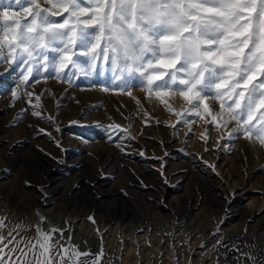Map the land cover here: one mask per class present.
I'll return each mask as SVG.
<instances>
[{"label":"rangeland","instance_id":"1","mask_svg":"<svg viewBox=\"0 0 264 264\" xmlns=\"http://www.w3.org/2000/svg\"><path fill=\"white\" fill-rule=\"evenodd\" d=\"M19 71L0 64V218L9 228L31 225L27 239L41 215L45 230L73 221L72 243L103 247L101 264H252L245 253L264 264V146L255 138L229 140L234 122L179 124L154 95L140 86L128 95L106 74L71 83L42 75L27 89L38 109L23 96L13 103ZM169 103L187 107L178 96Z\"/></svg>","mask_w":264,"mask_h":264},{"label":"snow or ice","instance_id":"2","mask_svg":"<svg viewBox=\"0 0 264 264\" xmlns=\"http://www.w3.org/2000/svg\"><path fill=\"white\" fill-rule=\"evenodd\" d=\"M2 63L20 69L17 90L8 89L13 103L23 96L38 109L40 97L32 105L27 89L42 75L71 83L77 74H106L128 95L133 86L154 95L179 124L193 117L227 129L234 122L229 140L264 146V0H0ZM177 96L187 105L182 112L169 103ZM46 220L41 215L35 237L26 239L21 232L31 225L9 228L0 218V264H101L103 247L80 251L71 228L45 230Z\"/></svg>","mask_w":264,"mask_h":264},{"label":"bare ground","instance_id":"3","mask_svg":"<svg viewBox=\"0 0 264 264\" xmlns=\"http://www.w3.org/2000/svg\"><path fill=\"white\" fill-rule=\"evenodd\" d=\"M16 196V195H15ZM17 199V198H16ZM20 200V199H19ZM17 202V201H16ZM15 204V203H14ZM19 204V203H18ZM24 203H21L20 205H18V207L20 208H24L25 206L27 207L28 206V204H24ZM32 204L33 205H35L33 202H32ZM31 203L29 204V205H32ZM61 227H63V226H61ZM64 228V227H63ZM68 228H71V229H73V228H75V230H79V229H81V228H77L76 227V225H74V222L73 221H71V225H70V227H68ZM111 236V235H110ZM94 242V241H93ZM93 246V245H92ZM133 253V252H132ZM126 255V254H125ZM140 255V254H139Z\"/></svg>","mask_w":264,"mask_h":264}]
</instances>
